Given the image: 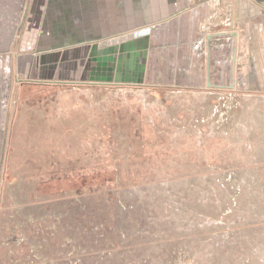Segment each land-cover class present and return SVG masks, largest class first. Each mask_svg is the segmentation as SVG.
Wrapping results in <instances>:
<instances>
[{
	"label": "rangeland",
	"instance_id": "1",
	"mask_svg": "<svg viewBox=\"0 0 264 264\" xmlns=\"http://www.w3.org/2000/svg\"><path fill=\"white\" fill-rule=\"evenodd\" d=\"M30 1L0 0V264H264V0H167L73 61Z\"/></svg>",
	"mask_w": 264,
	"mask_h": 264
},
{
	"label": "crops",
	"instance_id": "2",
	"mask_svg": "<svg viewBox=\"0 0 264 264\" xmlns=\"http://www.w3.org/2000/svg\"><path fill=\"white\" fill-rule=\"evenodd\" d=\"M167 0H31L28 8V17L24 22L29 29L39 30L42 34L46 48L36 51V55L45 56V60H58L67 58L69 61L78 60L79 47L109 46L123 44L129 40V35L135 38L148 36L155 29L154 23L147 24V17L156 7L167 9ZM241 2V1H240ZM236 0H233L232 12H235ZM195 7V6H193ZM190 9V8H189ZM187 10V9H186ZM170 15L171 12L168 9ZM156 12V11H155ZM183 12V11H182ZM175 13L179 16L180 13ZM172 16L163 20L169 21ZM41 30V32H40ZM224 35H232L231 75L233 82L236 73L237 32H219ZM218 33H206L205 43L207 48L214 37H220ZM208 35L210 38L208 39ZM208 39V41H207ZM235 57L233 61V47ZM75 56L73 57V55ZM80 59V58H79ZM207 60L209 58L207 56ZM209 69L206 73L210 81ZM211 82V81H210ZM213 86V84L211 82ZM230 86L231 88L233 87ZM220 86V85H219ZM217 88V87H208ZM221 88H225L221 86Z\"/></svg>",
	"mask_w": 264,
	"mask_h": 264
},
{
	"label": "trees",
	"instance_id": "3",
	"mask_svg": "<svg viewBox=\"0 0 264 264\" xmlns=\"http://www.w3.org/2000/svg\"><path fill=\"white\" fill-rule=\"evenodd\" d=\"M91 224L92 225L100 224V220L96 218L91 222ZM105 239H106V237H105ZM103 243H105V242H103ZM96 255L97 256L92 258L93 260H96V261H94V264H124V261H127L126 259H124L120 255L108 254L107 252H105L103 255H98V254H96ZM120 260L123 262H121Z\"/></svg>",
	"mask_w": 264,
	"mask_h": 264
},
{
	"label": "water",
	"instance_id": "4",
	"mask_svg": "<svg viewBox=\"0 0 264 264\" xmlns=\"http://www.w3.org/2000/svg\"><path fill=\"white\" fill-rule=\"evenodd\" d=\"M223 34H225V33H218L217 35H219V36H222ZM232 35L233 36H235V33H232ZM208 39L210 38V35H208V37H207ZM208 39H207V41H208ZM234 41H235V38H234ZM235 55V46L233 47V61H232V65L234 64V56ZM207 86L208 87H217V88H221V86H219V85H215V86H213L212 84H211V82L209 81V79H208V76H207ZM232 86V85H231Z\"/></svg>",
	"mask_w": 264,
	"mask_h": 264
}]
</instances>
